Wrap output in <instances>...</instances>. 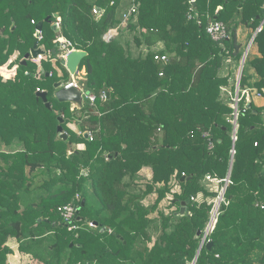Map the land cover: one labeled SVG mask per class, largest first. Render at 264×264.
I'll return each mask as SVG.
<instances>
[{"label":"trees","instance_id":"obj_1","mask_svg":"<svg viewBox=\"0 0 264 264\" xmlns=\"http://www.w3.org/2000/svg\"><path fill=\"white\" fill-rule=\"evenodd\" d=\"M122 2L0 0V67L14 59L9 66L17 68L14 80L0 79V143L23 146L0 151V264L8 263L14 245L30 257L28 264H192L211 205H197L191 197L209 195L202 187L207 175L222 181L230 166L227 205L209 236L213 246L206 249V242L195 264H264L263 110L250 104L242 111L240 105L230 158L228 117L233 111L220 91L230 82L229 74L220 75L224 62L240 61L243 54L237 28L256 31L264 19V0H134L137 14L120 37L106 41L104 35L120 23ZM213 21L224 25L226 39L214 41L207 34ZM39 23L40 40L35 31ZM126 33L139 48L136 56L121 41ZM59 37L87 53L78 70H84V89L95 97L93 105L86 100L78 108L83 118L75 120L74 131L68 128L74 122L71 103H59L54 96V84L71 80L60 61L54 64L62 76L51 63L59 54ZM157 43L161 50L151 52ZM253 43L260 57L248 66L260 77L254 87L261 90L264 23ZM34 44L45 51L41 66L31 58L21 65ZM155 54L165 55L166 61H155ZM244 72L245 67L241 88L247 85ZM37 89L47 92L50 108L37 97ZM58 112L63 114L61 125ZM59 125L67 142L57 132ZM208 141L214 143L212 151ZM71 144L85 148L68 155ZM39 169L50 177L36 187L33 174ZM143 169L150 170L151 180L141 191L136 183ZM53 170L57 177L51 176ZM172 177L180 190L170 205L176 211L162 215L160 233L150 237L149 215L171 193ZM88 182L96 208L88 204ZM153 194L154 205L143 206L142 200ZM182 202L186 214L178 217ZM69 204L78 207L74 224L80 228L72 231L59 213Z\"/></svg>","mask_w":264,"mask_h":264},{"label":"rangeland","instance_id":"obj_2","mask_svg":"<svg viewBox=\"0 0 264 264\" xmlns=\"http://www.w3.org/2000/svg\"><path fill=\"white\" fill-rule=\"evenodd\" d=\"M122 4H123V8L119 11L120 23L118 24V27L116 28L117 30L114 29V31L109 32V34H107V36L104 38V40H106V41L107 40H111L113 38H117L118 36L120 37L123 34V32H124V31L122 32V30L127 27L131 16L132 15L135 16L137 14L136 13L137 10H136L135 13H132V14L130 13L128 18H124L123 15L127 14L132 8L136 9V5H134V0H123ZM13 26L14 25L12 24L11 28H13ZM255 33H256V31L255 32L251 31V35L247 39V44L249 43L248 44L249 46L246 45L247 46L246 47L245 46L246 42L244 41V44H243L244 51H243V54H242V57H241L240 61L236 62V61L228 58L224 62V67L220 71V75L222 77H226L228 74L230 76L229 85L222 86L220 88V91L222 93L221 94V100L224 103H227L229 105V107H230V104H232V97H233L232 95H234V93H236V91L238 89H242L240 87V80H241V76H242V73L240 74V64H241V60H242L244 54L247 51L245 49L249 50V48L253 44V42L251 44H250V42H251L252 36ZM240 38H242V37L240 36ZM132 40H133V35L132 34H127V33L125 34V37H123L121 39V41L125 45H128V50L130 49L131 54L136 56L137 53H138L139 48H136L134 46ZM160 50H161V44L157 43L156 46L153 47L150 51L151 52H158ZM141 53L143 55H146L148 53L147 49L143 48ZM17 55H18V53H17ZM246 55H248V53ZM58 56H59V54L56 55V57H53L51 63L53 64V67L57 71L58 75L62 76V72L55 65L57 61H61V60H59ZM10 59H12V58H10ZM23 59H22V61H23ZM31 60H33V59L31 58ZM12 61L9 60V61H7L4 64V66L1 65V67H0V79H1L2 83H6L7 81L14 80V78L17 75V73H16V69L17 68L15 66L14 67H10L9 66V64L12 63ZM32 63L34 65H36V67H40L41 66L39 61H34L33 60ZM248 65H249V60H248V57L245 56V61H244V65H243V67H245V71H247V67H249ZM242 72H243V69H242ZM82 73H83V70H80L79 71V76L81 77L80 80L75 78L76 76H74L75 79L73 78V80H72V78L70 76V79H71L70 82L75 81L76 84L77 83L78 84L79 83H86L85 73H84V75ZM244 73L246 74V72H244ZM58 83H62V82H58ZM36 91L37 92H46V91H43V90H40V89H37ZM46 103H48V102L46 101ZM85 103H86V100L83 99V105ZM73 106L71 105L70 109L74 110V116H73L74 117V122L72 124L68 125V128L70 130H72V131L75 130V128H74L75 127V123H77V121L79 123H81V119L83 118L82 114L78 112L77 106H74V107ZM92 113L93 114H98L95 109H94V111H92ZM58 114H59L58 115L59 117L63 118L62 112H58ZM75 120H77V121H75ZM228 120H229V122H230V124L232 126V133H231L232 145H231V149H230V158H232L234 156V154H235L234 143L236 141V130H237L238 124H237V121L236 122L234 121V118L232 117V115L228 117ZM259 120H261L262 123L264 124V110L259 115ZM205 135L208 136V134H205ZM189 137H190V134H189ZM87 138H88V136H87ZM88 139L91 140V138H88ZM213 148H214L213 141H208V146H207L208 151H212ZM22 149H23V146H21V145L14 146V147H8V146L3 145V144L0 143V151L16 152V151L22 150ZM75 150H83V144H71V145H69V151L67 152V154L70 155ZM105 157H106V155H105ZM57 174H58V172L53 170L51 176L52 177H57ZM33 175L35 176L34 186H36V187H39L38 185H41L44 180H47L50 177V175L47 174L46 170H44V169L37 170ZM83 175H85V172L83 173ZM138 175H139V179L137 180L138 183H136V184L140 188V190L143 191L146 183L150 182V180H151V172H150L149 169H143L142 171L139 172ZM207 176H209V175H207ZM209 178H210V176L207 179L204 180L203 185H202V187H204L205 191L209 195L205 196L203 194V192H199L195 196L191 197V200L194 201L197 205H199V204H201L203 202H206L207 204L211 205V215H212V213L214 215H216L217 212H218V215H217V218H216V219H218V217L222 214L223 207H225L227 205L226 200H225V192H226L225 186L226 187L229 186L231 182H230L229 178L227 179L228 182L226 184L223 183V180L217 182L216 180H212V179L208 180ZM221 182H222V184H221ZM169 187L171 188V193L165 195V197L161 201H159V203H157L155 209L149 215V217H151L153 219L152 223L150 224V228H149L150 237H155L156 235H158L160 233L161 216L162 215L163 216H170L172 213H174L176 211V207H174V206L170 207L171 201L173 200V194L180 192L179 185H178L177 181L174 179V177H172V181L169 183ZM223 190H224V193L222 194ZM86 191H88L87 193H89L90 197H91V198L88 199V204L94 205L95 208L98 207V203L96 202L97 201V197L96 196L94 197L93 190H92L90 182H88L86 184ZM77 198H78V200H80V195L77 194L76 195V199ZM155 199H156V194L149 195V196L145 197L142 200V205L145 206V207L150 208L151 206L154 205ZM94 227L97 228V226H95V225H94ZM205 231L206 230L204 229L203 232H202V234H203L202 239L204 238V236L206 234ZM213 231H214V229L210 233L208 232V235L204 238L205 239L204 243L201 240V245L202 246H204V244L206 242H208V241L210 242L209 236L213 233ZM138 240H139V242L137 241V243H140L141 240L140 239H138ZM45 252L47 253V251H45ZM19 254H20V256L23 257V261L24 262H20L18 260V258L15 257L14 259H11V260L9 259V263L8 264H21V263L28 264L29 263L28 261H31L29 256L27 257L24 254H21V253H19Z\"/></svg>","mask_w":264,"mask_h":264},{"label":"built area","instance_id":"obj_3","mask_svg":"<svg viewBox=\"0 0 264 264\" xmlns=\"http://www.w3.org/2000/svg\"><path fill=\"white\" fill-rule=\"evenodd\" d=\"M135 12H136V9L132 8L127 14H125L123 16H124V18H128L130 13L132 14V13H135ZM93 13H94V15L99 16L97 11L93 10ZM189 18H191V16ZM55 26L57 28L60 26V19L59 18H57V22L55 23ZM261 27H262V25L259 26L256 29L255 35L258 32H260ZM206 32L214 41H219V40H222V39H226L228 37V32H227L226 28L224 27V25L222 23H220V22H217V21L210 22L207 25V27H206ZM37 38H38V40H40L42 38L41 31L38 32ZM55 43H56V46H57L59 52H63V54H64V56L62 58H65V56L68 53H70L72 51H75V50H78V49L75 48V45L72 44L70 41L64 40L63 38H60V37L56 39ZM37 48H40L41 50H43L42 47H37ZM44 55H45V51H44ZM44 55H38L37 58L33 59V60L34 61H40V59ZM154 60L157 61V62H163L164 63L166 61V56L165 55H160V54H155L154 55ZM62 87L65 88V89H69L71 87H75L76 89H79L82 92V99H85V100L89 101V103L91 105H93L94 102H95V97L91 93L86 91L85 89H83V88L81 89L76 84L75 81H72V82H70L67 85H64ZM232 96H233L232 97V104L230 105V107H231V109L233 111L232 112V117L234 118V121L236 122L237 118L239 116V113H240V105H243L242 106V111H244L249 106L250 98L252 96H258L259 97L260 94L256 90L251 89V88L248 87V88L238 89L236 91V93H234V95H232ZM100 99L103 102L106 101L107 95H105V93L103 92L101 94V96H100ZM88 138H91L90 134H88ZM208 177L209 176H207L206 179ZM210 179L211 178H209L208 180H210ZM227 182H228L227 179L223 180L224 184H226ZM223 193H224V190L222 191V194ZM76 200H78V198ZM77 211H78V207L76 205H71V204L63 206V207H61L59 209L60 216L62 217L63 222H64L65 226L67 227L68 231H72V230H76V229L80 228V226L74 224V217H75V214L77 213ZM217 215H218V212H217L216 215H214L213 213L211 215V213H210V220H209L208 224L206 225V228H205L206 234H205L204 238L208 235V232L210 233L214 229L215 224L217 222V219H216ZM86 224L89 227H91V228L94 227V223H92V222H87ZM204 238L202 239L203 243L205 242Z\"/></svg>","mask_w":264,"mask_h":264},{"label":"water","instance_id":"obj_4","mask_svg":"<svg viewBox=\"0 0 264 264\" xmlns=\"http://www.w3.org/2000/svg\"><path fill=\"white\" fill-rule=\"evenodd\" d=\"M264 23V19L263 21L260 23L259 26H261ZM42 29V23H39L38 25H36L35 31H36V37L38 35V32H40ZM53 29L55 31H57V27L54 25ZM255 37V34L253 35L250 44L253 42ZM38 55H44V51L41 50L40 48H37V45L34 44L33 48L30 50V52L28 54H26L24 56L23 61L21 62V65H25L26 61L31 57L32 59H36ZM87 56V53L83 50H75L72 51L70 53H68L64 59H62L61 65L64 66V68L67 70V72L69 73L70 76H74L76 75L77 71H78V67L81 63V61ZM245 56L246 53L244 54L242 60H241V64H240V74L242 73V69H243V65H244V61H245ZM67 85V84H66ZM54 89L56 90L54 96L56 98V100L59 103H71L74 106H77V108L81 109L83 107V102H82V92L78 89H76L75 87H71L69 89H65L61 86V83H56L54 84ZM37 97L41 98L42 101L45 103L47 108H50V105L48 103H46V92H38L37 93ZM59 124H63L64 120L62 117L58 118ZM58 126L57 128V132L60 134V138L67 142L68 141V134L63 132L62 127ZM85 138H87V134H85ZM230 172H231V166L229 168L228 171V175L227 178H229L230 176ZM183 180V179H182ZM226 188V187H225ZM84 204V201L82 202V205ZM186 214V203L182 202L180 204V210L178 212L175 213L176 216L178 217H182ZM95 226H98L97 223H94ZM104 229H102L103 231ZM198 235H200V232L198 233ZM213 246V244L211 242H207L206 243V249H210ZM202 248V245H200L199 250L196 254V257L193 261L192 264H195L196 259L199 255V252Z\"/></svg>","mask_w":264,"mask_h":264},{"label":"crops","instance_id":"obj_5","mask_svg":"<svg viewBox=\"0 0 264 264\" xmlns=\"http://www.w3.org/2000/svg\"><path fill=\"white\" fill-rule=\"evenodd\" d=\"M115 30H117L116 28H115ZM111 31H114V29H110L105 35H104V37L109 33V32H111ZM251 31H252V29H250V28H247V27H245V26H239L238 28H237V32H236V34H237V40H238V42L240 43V45H241V51H244V49H243V44H244V41L246 42V44H245V46L246 45H248L247 44V39H248V37H250V35H251ZM240 36L242 37V38H240ZM103 37V38H104ZM253 37V36H252ZM60 38H63V37H60ZM64 39V38H63ZM65 40V39H64ZM249 46V45H248ZM247 47V46H246ZM245 50H247L246 51V53H248V55H246L247 57H248V60L249 61H251V60H253V59H255V58H258V57H260V54H259V52H258V47H257V45L256 44H252L251 45V47L249 48V50L248 49H245ZM251 50V51H250ZM250 51V52H249ZM62 59H64V58H60L59 60H62ZM246 72V76L248 77L247 78V84L248 85H246L245 87H243V88H251V89H254V90H256L259 94H260V96L258 97V96H252L251 98H250V102H249V105L250 104H252V105H254L256 108H259V109H262V110H264V88H261V90H258L257 88H255L254 87V84L255 83H257L258 81H259V79H260V77L255 73V71L253 70V68L252 67H247V71H245ZM84 70H83V75H84ZM74 76H76L75 78H77L78 80H80L81 79V77L79 76V70L77 71V73H76V75H74ZM74 76H71V78H72V80H73V78H74ZM74 78V79H75ZM70 83V82H69ZM77 85L82 89H84V83H77ZM79 90V89H78ZM82 102H83V100H82ZM72 106H73V104H71ZM74 107V106H73ZM82 146V145H81ZM85 148V146L83 145V149ZM13 248L15 249V252H14V254L12 255V256H10L9 257V259L11 260V259H14L15 257H17L18 258V260L20 261V262H24L23 261V257L22 256H20V254L16 251V245H14L13 246ZM26 258V257H25ZM18 261V262H19ZM29 262V261H28ZM8 263H9V260H8ZM7 263V264H8ZM21 264H23V263H21Z\"/></svg>","mask_w":264,"mask_h":264},{"label":"bare ground","instance_id":"obj_6","mask_svg":"<svg viewBox=\"0 0 264 264\" xmlns=\"http://www.w3.org/2000/svg\"><path fill=\"white\" fill-rule=\"evenodd\" d=\"M63 56H64L63 52H59V56H58V58L60 59V58H62Z\"/></svg>","mask_w":264,"mask_h":264}]
</instances>
